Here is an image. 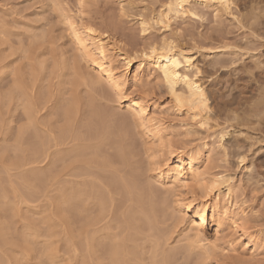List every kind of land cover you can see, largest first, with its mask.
I'll return each instance as SVG.
<instances>
[{"label": "rangeland", "instance_id": "1", "mask_svg": "<svg viewBox=\"0 0 264 264\" xmlns=\"http://www.w3.org/2000/svg\"><path fill=\"white\" fill-rule=\"evenodd\" d=\"M166 1L0 0V264H108L107 243L113 241H120L122 264H264V111L255 104L264 100V0H236L230 15L218 16L213 8L192 3L197 18L177 20L170 32L154 28L142 36L136 18L158 11ZM73 22L77 29H89L119 47V53L109 56L114 77L119 80L126 73L122 96L104 78L97 80L99 92L92 88L89 82L98 75L89 57L75 53L76 40L67 27ZM163 38L192 53L196 51L191 47H197L201 77L214 95L212 103L218 104H212L210 128L176 110L147 64L143 72L137 71L140 58L134 51ZM132 42L135 59L125 68L119 56ZM216 58L228 59L217 66L219 72L210 67ZM126 102L144 107L160 124L171 150L198 149L201 185L216 174L231 178L234 201L247 212L241 221L256 235L253 251L238 245L234 253L226 238L216 242L215 250L188 247L184 235L189 224L178 223L177 201L203 203L195 192L198 186L185 183L179 189L155 179L161 169L156 149L135 134ZM65 107H70L69 121ZM243 111L246 115L234 122ZM221 131L227 134L222 139ZM237 155L245 156L241 164ZM93 190L99 198L103 194L105 209H98L102 203L98 197L94 200ZM155 194L158 198L151 203L143 200ZM59 195L74 205L65 202V208L60 207ZM138 199L147 204L140 206ZM214 202L212 197L209 203ZM79 204H87L88 213L82 214L85 208ZM207 213L209 219L210 210ZM87 214L97 220L90 224ZM219 229L215 221L210 224L211 239ZM223 234L234 238L225 228Z\"/></svg>", "mask_w": 264, "mask_h": 264}, {"label": "bare ground", "instance_id": "2", "mask_svg": "<svg viewBox=\"0 0 264 264\" xmlns=\"http://www.w3.org/2000/svg\"><path fill=\"white\" fill-rule=\"evenodd\" d=\"M235 1L236 0H167L165 3H163L160 6L158 11H156V12L152 11L153 13H151L149 16H145V15H139L138 16L137 15L138 17L137 18L135 17V18L137 19V23H138L137 25L140 28V32H141L142 36L148 35L149 32L154 28H157L159 31H163V32L169 31L170 32V29H172L171 28L172 24H174L175 22H178L177 20L184 19L186 17H193V18L196 17V13L194 12V9L192 8V3L196 4L197 6H200V7L202 6L204 8H210V9L213 8L216 15L219 13H225V15L226 14L230 15L232 6H234ZM238 1H236V2H238ZM252 19H254V18H252ZM74 23L75 22L68 24L67 27H69V31L73 34V36L76 40L77 49H75V53L76 54L81 53V56L84 58L89 57L90 62L95 67L94 70H95L96 74L98 75L97 78H95L96 79L95 82H92V81L89 82L90 84L92 83L91 84L93 86L92 88L95 89L94 90L95 92H97V91L99 92L100 87H99V82L97 80L104 78L108 81L112 90L116 91L117 94L122 96L123 95L122 94V92H123V84H122L123 82L122 81L124 80L123 76H126V73H124L122 75L121 79H119V80H118V78H115L113 75V71H114L113 61H112L111 57L109 56L110 52L119 53V50L117 49L119 47L110 46L107 41H104V38H100L98 36L91 34L90 33L91 31L89 29L88 30L87 29H85V30L77 29V26ZM134 46H135L134 42L130 43V50L128 52H126L125 54H122L121 56H119L120 60L123 61L124 67L125 68L130 67L132 65V61L135 59L134 54L138 53L136 56H138L140 58V60H139V63L137 65V71L143 72L145 64H147L148 67L151 68V71H153L156 74L157 79L159 80V83H161L165 87V89L167 90L168 95L170 96L176 110L186 111V113L190 114L191 120L197 121V124L200 127H205L206 129L210 128L209 122L211 119H213L212 116H214V115H212L214 113V110H212V109H215V107L218 106V104L216 103L217 105L216 106L214 105L215 104V101H213L214 95H212L210 90H207L208 89L207 84L205 83L204 79L201 77V75H203V73H202L203 70L197 61V57H198L197 47H195V46L191 47V50L194 49L196 51L195 53H192V51H190V50L188 51L184 47L176 46L174 44V41L169 40V38L168 39L163 38V39H161L160 43H153V44L148 45L145 48L142 47L143 49L139 50V52H138V50H136V51L133 50ZM132 50L135 52L133 54V56L131 55L133 52ZM224 50H226V49H216L215 52L221 53V52H225ZM91 51L95 54L94 56H96V59L91 58V55L89 54V53H91ZM225 60L226 59L223 60L222 58L221 59L216 58L215 60L212 61V65L210 67L212 69H214L215 72L216 71L219 72L220 69L218 70L217 66L223 67L225 65L224 63L227 62L228 59L226 61ZM210 61H211V59H210ZM255 63H257V62H255ZM255 68L257 69V67H255ZM211 76H208V81L210 79L209 77H211ZM139 81H140L139 78L138 79L135 78L134 83L138 84ZM90 84H89V86H91ZM92 88H91V90H92ZM96 95H97V93H96ZM258 97H260V96H258ZM102 98L104 99V97H102ZM212 101L214 102V104L212 103ZM228 102L223 101L224 105H229ZM212 104L215 106L214 108L212 107ZM239 104H241V103H239ZM255 104H257V105L260 104L261 109H263V111H264V100L260 99V102L255 103ZM259 106H257V107H259ZM65 108L66 109L64 111V114H65V117L69 121L68 117H69V113H70V107H65ZM251 108L253 111H254V109H256L254 107H251ZM125 109H127L128 114L130 115V117L134 121V124L136 126V133L135 134L138 135L140 138H143L145 140V141L143 140L144 141L143 143L145 145L149 146L150 148L153 147L156 149V154L158 155L157 157L160 160V164H161L160 168L161 169L158 170L157 176L155 179L158 182L161 181V183H163V185H166L167 183H172L175 186V188H179V189L183 184L185 185V183H190L192 186H198V189H195V192H199L201 194V198H202L203 203H200L196 206H193L191 204V202H189V201L187 202L184 199L178 200V201L176 200L177 204L180 203V210L178 211V214H179L178 223L179 222L182 223L181 221H186L189 224L188 233L186 235H184L185 240H187V242H188V244H187V242L185 241L186 244L188 245V247L189 248L190 247L200 248V249L204 250V248H206L208 246V247L215 250L218 246V244L216 245V242H218V240L221 238H226V241H228L227 242L228 248L234 253L238 250L237 249L238 245H239L238 247L242 248V251H245V250L253 251L254 248L257 246V240H255L256 235H254L252 230L249 232L246 225L244 226V224H246V223L244 221H241V220L245 219V217L247 216L246 215L247 212H246L245 208L241 206V204H237L236 201H234V194H233L234 188L232 185H230L228 183L229 180H231V178L229 176L216 174V175H213V176L207 178L208 180L206 179L207 181H205L201 185V183H202L201 181H202V179H204V177H202L198 171L199 166H200V155H199L198 149H194L192 151L190 150L188 152H185L181 148H179L177 150H171L165 141V137H166L165 136V133H166L165 130L160 126V124L158 122H155L154 119L147 116V114L145 112L146 110L144 109V107L138 106L136 103L131 104L128 102L126 104ZM261 109L259 108V110H261ZM259 110L257 108L256 112ZM244 114H245V111H243L241 114L234 116L232 118L233 121L239 122L241 120L240 118H242L243 117L242 115H244ZM257 115L259 116V114H257ZM258 119H259V117H258ZM261 119H262V117H261ZM64 124H65V122H64ZM215 126H216V124H215ZM66 128H67V126H66ZM27 129H29V128H27ZM23 132H25V131H23ZM225 135H227V134H225L224 131H221L220 132V139H222ZM236 146H238V145H236ZM40 150H41V148H40ZM32 151H33V149H32ZM152 151H154V150H152ZM37 153H40V152L37 151ZM42 153H43V151H42ZM42 153L40 155H42ZM237 156L236 157L238 158L239 163L241 164L244 161L245 156H243V155H237ZM45 157L46 156H44V158ZM44 158H42L41 161H43ZM80 159H82V157H80ZM45 175H47V174H45ZM44 176L41 177L42 180H44L43 178L46 177V176L45 177ZM37 178H39V177H37ZM37 178H36V180H37ZM46 179H48V178H46ZM39 181H36V182L38 183ZM44 181H48V180H44ZM40 182H42V181H40ZM41 184L43 185V183H41ZM200 185H201V187H199ZM43 186H46V185H43ZM82 187H84V186H82ZM93 187L91 186V190ZM222 188H225L224 192L221 191ZM85 190H86V188H85ZM85 190L82 193V195L83 194L86 195V193L89 192V189L86 191V193H85ZM171 190H173V189H171ZM98 191H100V190H98ZM94 192L97 193V191H94ZM160 193H161V191H160ZM95 194L93 193L92 195H95ZM98 194L99 193H97L96 196L93 197L94 200L96 197L99 198V196H97ZM100 194H101V191H100ZM87 195H89V194H87ZM163 195H164V193H163ZM58 197H57V200L59 201L58 203H60L59 204L60 207L62 206L61 204L65 205V202L67 204L68 199H70V198L67 199V197H64V195L60 196L59 198ZM89 197L92 198L91 196H89ZM89 197H87V198H89ZM102 197H103V194H102ZM102 197L99 198L101 200L102 204H100V206H98L99 207L98 209H100V207H102V206L105 209V202L103 201ZM144 197H143L144 201L148 200V202L151 203V199L152 198L153 199L158 198V194H155L153 196L148 195V197H146L145 199H144ZM166 197H168V196H166ZM212 197H215V202L211 204V203H209V201L212 200ZM98 198H96V201L98 200ZM162 198L164 201L167 199L163 196H162ZM141 199H138V201L140 200L139 203L143 201V200L141 201ZM79 200H80V198H79ZM86 200L87 199H85L84 202ZM71 201L72 200H70V202H68V203H70V205H72V203H73V201H72V203H71ZM82 202H83V200L81 201V203ZM85 203H87V201ZM89 203L90 202H88V204ZM150 203H149V205H150ZM167 203H166V205H167ZM144 204L146 205L147 201H146V203H143L140 206H142ZM86 205L87 204H84V206H83V204L82 205L79 204V207H81L83 209L85 208L84 209V212H85V210H86L85 206ZM60 207H58V208L60 209ZM62 207H64V206H62ZM75 207L76 206H74L73 208H75ZM143 207H146V206H143ZM66 208H67L66 210H68V211H69V209H73L72 207L68 209L67 206H66ZM78 210H79V208H78ZM209 210H210V218L208 219L207 218L208 217L207 212ZM96 211L100 212V210H96ZM86 212H87V210H86ZM86 212L82 213V214H86ZM96 214L98 215V216L97 215L96 216L99 217V213H96ZM79 215H81V214H79ZM89 215L90 214H87L85 217H87L88 222L90 220V224L92 223L91 220L92 221L94 219L97 220V217L95 218V217H93V215H90V216ZM88 216L91 217V218H89V220H88ZM132 216H133V213H132ZM130 217L128 219H131ZM81 218L82 217H80V219ZM214 221L218 224L220 229L215 230L214 239H211V234H209L207 229L210 226V224ZM119 222H121V221L119 220ZM243 222H244V224H243ZM128 223H129V221H128ZM134 223H132V224L134 225ZM152 226H154V225H152ZM129 227H130V225H129ZM134 227H136V223H135ZM147 228H148V224H147ZM224 228L227 229L232 234V236H234V238H232V239L227 238V235L223 234ZM127 229H129V228H127ZM135 229H138V227H136ZM128 232H127V234H128ZM131 234H132V232H131ZM122 235H124V234H122ZM124 239L125 238H123V240ZM115 241L117 242V238ZM222 241H224V239ZM113 242H112V244L107 243L110 245V247L108 249L106 248L108 250V251L106 250V253L109 256V259H107V260L110 261L107 263L108 264H122L125 258L123 259V261L121 263L120 260L122 258L119 255L122 252V250L120 249L121 244H119L120 241L118 242V244L113 243ZM123 246L124 245H122V247ZM135 247H136V245H135ZM185 250H184V252H186ZM157 251H158V249H157ZM187 252H189V251H187ZM221 252H223V251H221ZM122 253H124V252H122ZM158 254L160 255V253H157L156 256ZM153 256H155V255H153ZM127 257H128V255H127ZM188 257H190V256H188ZM160 258H158V259H160ZM167 258H169V257H167ZM165 261L167 262L168 260L166 259ZM103 262H105V261L103 260ZM163 262H164V260H163ZM198 262H199V260H198ZM198 262L197 263L195 262V263L198 264ZM124 264H126V263L124 262ZM155 264H157V262ZM165 264H167V263H165Z\"/></svg>", "mask_w": 264, "mask_h": 264}]
</instances>
